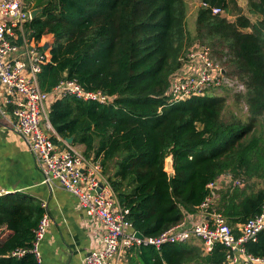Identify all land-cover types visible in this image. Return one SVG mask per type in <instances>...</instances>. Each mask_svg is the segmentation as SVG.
<instances>
[{
  "label": "trees",
  "instance_id": "1",
  "mask_svg": "<svg viewBox=\"0 0 264 264\" xmlns=\"http://www.w3.org/2000/svg\"><path fill=\"white\" fill-rule=\"evenodd\" d=\"M33 2L42 11L25 32L47 55L40 88L51 91L75 79L87 90L114 96L108 104L71 94L54 100L52 139L74 137L87 157L100 158L104 174L113 166L108 180L136 230L151 237L181 223L199 211L211 194L209 184L225 174L246 184L217 190L211 209L236 232L264 212V189L247 185L264 180V0H248L247 13L237 0H201L206 5L196 16L194 40L209 44L227 72L245 82L238 96L248 105L246 120H225V99L209 93L168 103L171 77L188 52L185 41L192 42L184 0ZM44 211L32 199L0 198V264H41L31 247ZM17 249L25 252L14 255ZM245 249L264 259V231ZM130 252L131 264H231L223 243L206 253L194 238L160 250L141 244Z\"/></svg>",
  "mask_w": 264,
  "mask_h": 264
},
{
  "label": "built area",
  "instance_id": "2",
  "mask_svg": "<svg viewBox=\"0 0 264 264\" xmlns=\"http://www.w3.org/2000/svg\"><path fill=\"white\" fill-rule=\"evenodd\" d=\"M32 11L27 0H0V81L8 94L7 102L14 106L13 126L28 143L43 173V182L50 188L60 185L76 196L88 218L100 226L101 240L86 254L83 264H125L130 250L141 244L160 250L164 244L194 237L201 240L206 252L216 243H223L231 264H264L263 258L254 257L245 249L247 242L256 241L264 231V212L240 224L236 232L221 213L211 209L218 198L217 181L209 184L211 194L200 205L201 215L192 222L183 220L157 236L139 238L136 235L137 230L126 218L127 211L119 206L110 182L103 176L101 161L87 157L66 139L55 142L52 139L55 130L46 110L54 100L69 94L105 104L113 102L114 96L101 90H87L75 79L61 81L51 91L40 88L38 73L47 55L25 32V26L34 18ZM213 12L223 10L214 7ZM180 60V68L171 77L169 104L203 96L211 90L234 93L246 90L245 82L227 72L224 60L214 55L209 44L199 43ZM236 183L243 182L236 180ZM8 193L0 188V198ZM41 205L45 211L34 229L31 247L39 262H42L40 245L51 223L46 202ZM24 252L25 249H17L13 254L21 256Z\"/></svg>",
  "mask_w": 264,
  "mask_h": 264
},
{
  "label": "crops",
  "instance_id": "3",
  "mask_svg": "<svg viewBox=\"0 0 264 264\" xmlns=\"http://www.w3.org/2000/svg\"><path fill=\"white\" fill-rule=\"evenodd\" d=\"M27 1L33 9L37 8L33 0ZM7 99L0 81V188L9 191L11 197L46 202L51 223L40 245L41 264H83L86 254L101 240L100 226L88 218L76 196L60 185L50 188L43 182V173L28 143L13 126L14 106ZM49 108H46L48 112ZM71 144L82 152L86 149L84 144L74 143V139ZM200 215V211L187 214L184 221L190 223ZM194 239L202 245L200 239Z\"/></svg>",
  "mask_w": 264,
  "mask_h": 264
},
{
  "label": "rangeland",
  "instance_id": "4",
  "mask_svg": "<svg viewBox=\"0 0 264 264\" xmlns=\"http://www.w3.org/2000/svg\"><path fill=\"white\" fill-rule=\"evenodd\" d=\"M184 1L186 4V13H187L185 23H187V30L192 36V39H191L192 42L190 45H189L190 41L186 39L184 49L188 48V50L189 49L192 50L196 47V45L202 42V40H199V39L194 40V36L196 34L197 10L201 3H200V0H184ZM237 1L239 5L243 7L245 12L247 13L248 0H237ZM230 9L232 13H235L236 9L234 8V6H231ZM249 16L253 21L256 20L255 15H252V16L249 15ZM230 18L234 20L235 15L231 14ZM244 92H242V94H244ZM207 93H209L212 96H219L225 99L223 113H222V117L225 120H231L232 116H236V117L242 118L243 120H246V118L249 116L248 115V105L246 104L242 96H238L240 93H234V92L226 91L223 89L211 90L210 92H207ZM83 152L85 154L84 150ZM92 156H95V155L92 154ZM113 173H114V168L113 166H111V168L110 167L108 168V172L105 175L108 178L109 174H113ZM105 175L103 176L105 177ZM231 184H237L236 178H233L232 175L225 174L220 178L219 182L215 185V190L217 192V190H222L223 188H226L230 186ZM244 184H246V182L242 183L241 186H243ZM247 185H249L254 190L264 189V180L263 179L250 180ZM195 242L198 243L197 240H195ZM131 255H132V252H129L127 254V257L125 259V262H126L125 264H131Z\"/></svg>",
  "mask_w": 264,
  "mask_h": 264
},
{
  "label": "water",
  "instance_id": "5",
  "mask_svg": "<svg viewBox=\"0 0 264 264\" xmlns=\"http://www.w3.org/2000/svg\"><path fill=\"white\" fill-rule=\"evenodd\" d=\"M42 11V8H36V9H33V11H32V16L33 17H35L37 14H39L40 12ZM45 47H47V46H45ZM69 143H72V141H73V139H74V137H67V138H65ZM172 159L171 158H169L168 160H167V165H166V167H167V169H172ZM136 235L139 237V238H143L144 237V235L140 232V231H136Z\"/></svg>",
  "mask_w": 264,
  "mask_h": 264
}]
</instances>
